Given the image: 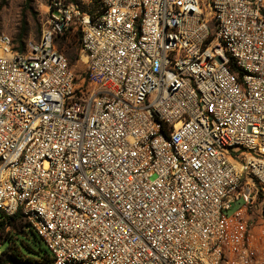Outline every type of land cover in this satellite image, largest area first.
<instances>
[{
	"label": "built area",
	"instance_id": "obj_1",
	"mask_svg": "<svg viewBox=\"0 0 264 264\" xmlns=\"http://www.w3.org/2000/svg\"><path fill=\"white\" fill-rule=\"evenodd\" d=\"M94 1L0 31V211L52 264H260L264 0Z\"/></svg>",
	"mask_w": 264,
	"mask_h": 264
},
{
	"label": "rangeland",
	"instance_id": "obj_2",
	"mask_svg": "<svg viewBox=\"0 0 264 264\" xmlns=\"http://www.w3.org/2000/svg\"><path fill=\"white\" fill-rule=\"evenodd\" d=\"M77 1L84 10L90 13L100 9L99 5L94 0ZM48 4L49 0H0V31L12 37L16 45L23 44L30 40H38L41 37L43 23L47 18ZM22 26L24 27V36L21 41L18 42L17 37ZM75 35H71L69 39L64 40L63 42L60 41L58 49L64 55L66 44L73 43V45L80 48L78 41L79 37H76ZM62 44L64 46H62ZM71 67L76 80H82L87 67L85 60L80 56V58L78 57L71 64ZM240 205L241 204H235L233 206V210L238 208ZM256 205L257 207L254 209L255 215L257 214L260 219L262 218V220H264V193L262 191L259 192V198ZM255 215L252 217V219L254 221H258ZM262 228H264V223ZM25 232L27 233V236L19 238H23L25 241L32 243L34 237L30 228H25ZM14 234L15 232L12 231L11 228H7L0 239V248L4 242L12 238ZM260 253L259 263L264 264V242L263 247L260 249Z\"/></svg>",
	"mask_w": 264,
	"mask_h": 264
},
{
	"label": "trees",
	"instance_id": "obj_3",
	"mask_svg": "<svg viewBox=\"0 0 264 264\" xmlns=\"http://www.w3.org/2000/svg\"><path fill=\"white\" fill-rule=\"evenodd\" d=\"M78 3L77 0H71ZM96 2V1H95ZM99 5V3L97 2ZM100 7V6H99ZM24 36V27L20 29L17 37V41L20 42ZM79 37L80 48L72 44H66L65 56L69 61L70 68L71 64L81 56V35L77 33L75 35ZM70 37V36H69ZM69 37H62L56 40L57 47L59 48L60 41L69 39ZM61 42V43H62ZM26 43V42H25ZM19 44L22 47L24 44ZM65 45V43H64ZM62 44V46H64ZM232 70H235V65L231 63ZM0 239L7 228H11L15 234L12 238L6 240L0 248V264H52V256L48 249L44 246V241L33 231L30 223L24 217L22 213H17L14 216H7L0 211ZM29 227L34 240L32 243L25 241L23 236H27L25 228ZM12 244V245H11Z\"/></svg>",
	"mask_w": 264,
	"mask_h": 264
}]
</instances>
